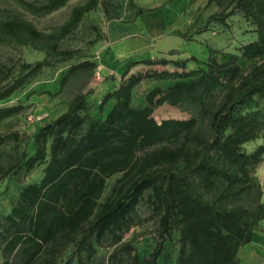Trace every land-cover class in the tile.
I'll return each instance as SVG.
<instances>
[{
  "label": "trees",
  "instance_id": "16d2710c",
  "mask_svg": "<svg viewBox=\"0 0 264 264\" xmlns=\"http://www.w3.org/2000/svg\"><path fill=\"white\" fill-rule=\"evenodd\" d=\"M15 1L26 11L43 17L65 8L72 0H49L41 6ZM103 1L104 13L109 18L108 4L115 0ZM134 1L129 0L130 6L134 7ZM99 5V0H89L73 8L69 20L51 34L40 32L20 18L0 20V43L30 46L52 58L35 64L23 63L15 78V69L0 65V103L29 85L45 69L72 61L78 51L62 50L61 44ZM236 8L254 27L255 36L238 54H232L225 62H219L212 50L205 62L196 57L184 61L130 62L119 86L100 102V111L114 103L105 117H92L87 112L90 93H80L69 103L66 113L36 137L34 154L23 153L21 163L5 172V176H11L22 169L32 171L46 165L41 182L22 190L6 219L9 227L2 251L4 263L0 264H11L14 258L21 264H34L46 248L61 241L75 243L79 257L84 253L91 257L93 238L101 243L111 235L112 244H121L130 230L129 218L147 192L153 215L160 217L158 242L143 260L132 244L122 245L120 252L130 259L127 264H168L167 259L164 263L160 260L175 231L180 235L175 264H237L238 251L253 241L264 218V204L259 203L253 210L220 208L217 204L248 196L255 185L251 169L258 167L264 158V144L252 154L243 150L244 145L257 141L264 133V107H261L264 65H254L249 73L239 65V60L264 58V0H237ZM232 15L233 11L211 15L205 26L227 25ZM204 32L207 27L197 29L194 34ZM181 36L192 40L187 34ZM189 63L195 64L196 69L188 70ZM138 66H172L173 70L150 69L132 74ZM95 69L97 64L89 60L72 65L54 96L76 76ZM144 81H172L173 87L150 90L144 106L136 107L133 93ZM225 84L231 92L223 107L212 115L210 142L199 139L197 119L157 123L153 118L158 107L166 103L179 107L186 96L192 104L204 108L205 99ZM24 110L23 105L0 108V125ZM18 139V134L0 136V147ZM168 143L179 145L170 147ZM197 143L204 144V155L192 151L191 147ZM154 147L158 148L140 156ZM213 153L232 171L226 165L212 164ZM118 174L122 177L116 180L104 205L96 212L108 180ZM195 175L201 176L206 191L215 189L217 183L226 184L215 203L193 193L191 178Z\"/></svg>",
  "mask_w": 264,
  "mask_h": 264
},
{
  "label": "rangeland",
  "instance_id": "374dc122",
  "mask_svg": "<svg viewBox=\"0 0 264 264\" xmlns=\"http://www.w3.org/2000/svg\"><path fill=\"white\" fill-rule=\"evenodd\" d=\"M25 1L41 6L49 0ZM88 1L72 0L65 8L42 17L26 11L15 0H0V20L20 18L32 23L40 32L51 34L69 20L73 8L84 5ZM99 1L98 8L86 15L81 26L61 44L62 50L78 51L77 56L70 62L56 64L53 68L45 69L29 85L16 92L9 100L0 103V108L25 106V110L21 114L5 120L0 125V136L9 134H18L19 136L18 141L11 140L0 147L1 263H4L2 251L5 245L6 229L9 227L6 219L16 206L22 190L41 182L46 165L39 166L32 171L22 169L11 176H5V172L21 163L23 153H27L29 156L34 154L36 137L47 131L54 121L66 113L69 103L77 94L90 93L87 98V112L92 117L100 119L105 117L109 111L108 107L100 111V102L106 94L114 91L120 84L118 76L107 72V69L115 72L120 71L123 63L139 59H152L157 57L161 50L173 49H176L177 52L182 51L184 55L193 56L195 54L201 58L206 57L203 61L209 58L210 50H212L219 62H225L232 54H238L239 49L245 44L255 40L254 27L244 20L243 13L236 8L237 0H213L210 4H208L209 0H135L134 7L130 6L129 0H115L108 4L109 18L104 13V1ZM231 11H233V15L227 20V25L214 23L205 26L206 16L222 12L230 13ZM189 20L198 22L188 31L187 22ZM204 27H207V32L194 34L197 29H204ZM185 34L194 37V40L184 39L181 35ZM169 58L173 57L169 56ZM45 59L51 60L52 58L33 47L0 43V65L15 69L13 78L17 76L19 67L23 63L35 64ZM88 60L95 62L97 69L91 73L76 76L59 95L54 96L59 90L62 77L69 68ZM256 64L264 65V58L255 61L239 60V65L245 73H249ZM101 65L105 68L104 72H102ZM150 69L162 71L173 70V67L147 68L140 66L135 73H144ZM155 87L157 85L152 81H146L139 85L134 92V104L139 100L138 96L145 90ZM171 87L173 86L165 89L169 90ZM230 92L231 89L225 84L205 99L204 108L192 104L186 96L182 99L179 107L171 106L169 103L158 107L153 118L157 123L165 120L197 119L199 124L196 133L199 139L204 143L210 142L212 139V115L223 107ZM261 107H264V101L261 102ZM263 144L264 133L257 141L244 145L243 150L247 154H252ZM167 145L174 147L179 143H168ZM157 148L149 149L140 156L143 157L146 153H151ZM191 148L196 154H205L204 144L197 143ZM47 159L49 160V158ZM211 163L219 167L226 165L214 153L211 154ZM225 167L230 170L227 165ZM251 176L255 185L248 196L230 203H218L217 206L228 209L253 210L259 203L264 204V158L258 167L251 169ZM121 177L122 174H118L108 180L96 212L104 205L116 180ZM191 184L193 193L201 195L204 201L210 203H215L226 187L225 183L220 182L217 183L215 189L206 191L200 175L193 176ZM258 193H261V197ZM149 194L150 192L145 194L137 206L136 212L129 218L130 230L125 233L121 244H112L111 235H107L101 243L93 238L91 257L89 253H84L79 257L76 254L75 243L61 241L55 247L46 248L34 264H65L67 261L70 264H127L130 259L120 252L122 245L126 243L132 244L142 260L147 258L158 242L160 226V217L153 215V208L147 203ZM179 237L178 231L172 233L170 240L165 244L161 263H164L165 259L168 260V264L177 262ZM11 264L21 263L17 258H14L11 260ZM237 264H264V218L258 224L253 241L238 251Z\"/></svg>",
  "mask_w": 264,
  "mask_h": 264
},
{
  "label": "crops",
  "instance_id": "0c3cea01",
  "mask_svg": "<svg viewBox=\"0 0 264 264\" xmlns=\"http://www.w3.org/2000/svg\"><path fill=\"white\" fill-rule=\"evenodd\" d=\"M209 18V16H206L205 17V19L207 20ZM197 22L198 21H195V22H193L192 20H189L188 22H187V25H188V27H189V29H188V31L190 30V29H192L193 27H195L196 25H197ZM192 40H194V37H192ZM183 52L182 51H178L177 52V50L176 49H173V50H161V51H159V55H157V57H153L152 59H167V60H173V61H178V60H180V61H184V60H186V59H188V58H190V57H196V58H198L200 61H203V59H205V58H201V57H198L197 55H184V54H182ZM169 54V55H168ZM169 56H172L173 58L172 59H170L169 58ZM202 60H201V59ZM208 58V57H207ZM143 60H145V59H143ZM146 60H148V59H146ZM135 61H140V59L139 60H135ZM135 61H129V62H126V63H123V66H122V68L120 69V71H110V70H106L107 72H110L111 74H114V75H116V77L118 76V78H119V80H120V82H121V76H122V74L124 73V70H125V68L127 67V65L130 63V62H135ZM206 61H207V59H206ZM203 62H205V61H203ZM139 67L140 66H138V67H136V68H134L132 71H131V73L132 74H134L135 73V71L137 70V69H139ZM101 68H102V72H104V70H105V68L101 65ZM193 69H196V65L195 64H193V63H189L188 64V70H193ZM122 74H121V73ZM120 73V74H119ZM144 82H146V81H144ZM144 82H142V83H144ZM156 83V85H157V87H155V88H162V89H165V88H167V87H169V86H172L173 85V82L172 81H152V83ZM141 83V84H142ZM140 84V85H141ZM154 89V88H153ZM150 90H152V89H150ZM150 90H145L140 96H138V98H139V100L137 101V103L136 104H134V93H133V104H134V106H136V107H143L144 106V104H145V96H146V94L150 91ZM134 92H135V90H134ZM110 104V105H109ZM108 105L109 106H107L108 107V109H109V111L111 110V108H112V106H113V102H111V103H109ZM106 107V108H107ZM108 111V112H109Z\"/></svg>",
  "mask_w": 264,
  "mask_h": 264
},
{
  "label": "built area",
  "instance_id": "2783aa9c",
  "mask_svg": "<svg viewBox=\"0 0 264 264\" xmlns=\"http://www.w3.org/2000/svg\"><path fill=\"white\" fill-rule=\"evenodd\" d=\"M100 70V69H99ZM100 72V71H99ZM98 77H99V75H98Z\"/></svg>",
  "mask_w": 264,
  "mask_h": 264
}]
</instances>
